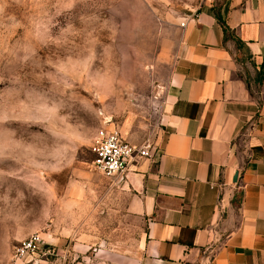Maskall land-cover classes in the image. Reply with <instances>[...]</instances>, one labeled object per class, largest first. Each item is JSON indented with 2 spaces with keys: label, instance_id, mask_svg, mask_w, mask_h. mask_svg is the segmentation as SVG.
Masks as SVG:
<instances>
[{
  "label": "rangeland",
  "instance_id": "374dc122",
  "mask_svg": "<svg viewBox=\"0 0 264 264\" xmlns=\"http://www.w3.org/2000/svg\"><path fill=\"white\" fill-rule=\"evenodd\" d=\"M227 0H0V264H80L135 254L142 226L93 139H152L179 27ZM32 235L42 252L16 261Z\"/></svg>",
  "mask_w": 264,
  "mask_h": 264
},
{
  "label": "crops",
  "instance_id": "0c3cea01",
  "mask_svg": "<svg viewBox=\"0 0 264 264\" xmlns=\"http://www.w3.org/2000/svg\"><path fill=\"white\" fill-rule=\"evenodd\" d=\"M215 14L179 27L154 152L117 180L142 226L135 254L80 264H264V0H227L223 25Z\"/></svg>",
  "mask_w": 264,
  "mask_h": 264
},
{
  "label": "built area",
  "instance_id": "2783aa9c",
  "mask_svg": "<svg viewBox=\"0 0 264 264\" xmlns=\"http://www.w3.org/2000/svg\"><path fill=\"white\" fill-rule=\"evenodd\" d=\"M183 27V24L180 25ZM150 141L134 145L127 143L116 128L97 131L91 151L93 154L92 168L105 179H119L126 175L129 168L137 162L149 159L153 151ZM42 250L39 236L32 235L19 242L13 249L16 261L32 260ZM200 264H210L204 259Z\"/></svg>",
  "mask_w": 264,
  "mask_h": 264
},
{
  "label": "trees",
  "instance_id": "16d2710c",
  "mask_svg": "<svg viewBox=\"0 0 264 264\" xmlns=\"http://www.w3.org/2000/svg\"><path fill=\"white\" fill-rule=\"evenodd\" d=\"M215 18H216V20H217L218 22H220V23L223 25V23H222V21H221V18H220V16H219L217 13L215 14ZM223 33H224V35L227 34V30H226L225 27L223 28Z\"/></svg>",
  "mask_w": 264,
  "mask_h": 264
}]
</instances>
